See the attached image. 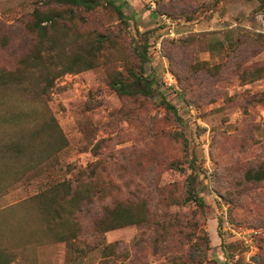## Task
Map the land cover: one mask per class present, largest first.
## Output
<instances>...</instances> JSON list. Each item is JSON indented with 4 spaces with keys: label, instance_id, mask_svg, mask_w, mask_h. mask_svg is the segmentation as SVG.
Masks as SVG:
<instances>
[{
    "label": "rangeland",
    "instance_id": "1",
    "mask_svg": "<svg viewBox=\"0 0 264 264\" xmlns=\"http://www.w3.org/2000/svg\"><path fill=\"white\" fill-rule=\"evenodd\" d=\"M260 3L115 0L125 24L104 0L93 10L0 0V68L35 48V8L63 14L51 36L64 58L100 46L93 68L64 73L41 98L0 89V115L19 118L0 128V146L24 150L0 156V250L11 264H264V181L245 178L264 166ZM146 42L154 94L121 95L110 84L138 69L136 48ZM192 172L203 206L187 197ZM64 178L98 192L78 213L72 241L51 236L31 199ZM129 200L149 210V222L97 234L95 219Z\"/></svg>",
    "mask_w": 264,
    "mask_h": 264
},
{
    "label": "trees",
    "instance_id": "2",
    "mask_svg": "<svg viewBox=\"0 0 264 264\" xmlns=\"http://www.w3.org/2000/svg\"><path fill=\"white\" fill-rule=\"evenodd\" d=\"M56 4H71L83 6L87 10H93L103 0H50ZM114 6L121 22L129 23L128 16L123 12L121 4H115V0H104ZM260 7L264 10V0H261ZM33 19L28 24V30L37 38L36 46L29 53H26L13 69L0 68V89L16 87L32 91L34 98H41L48 94L55 85V80L67 72L80 69L93 68L96 65V58L100 51L97 44L90 45L85 52L77 53L72 57H65L58 53L63 44L57 36H51L52 30L59 24L63 14L55 8L43 10L35 8ZM50 22V24H48ZM140 58L138 69L129 70L128 80L122 78L114 79L111 82L119 94L141 93L145 96H152L153 89L149 86V78L146 76V62L148 61L147 42L143 48H136ZM61 60V62H59ZM257 77L264 76V66L256 71ZM137 85L134 90L132 86ZM5 99L0 96V103ZM166 108L175 115L177 108L167 100H163ZM17 117H4L0 115V128L18 124ZM21 124V122H20ZM0 146V156L4 158L9 155L16 159L22 157L24 150L17 145ZM178 169L182 166L176 165ZM191 168L196 171L194 164ZM197 172L188 176L187 193L188 199L195 201L200 206L205 204L203 197L196 186ZM245 178L251 182L264 181V166L250 169L246 172ZM92 183L78 179L75 184L64 178L61 181H53L52 184L41 189L31 199H38L39 209L45 227L51 236L59 241H72L76 239L81 231L78 221V213L82 207L91 201L98 192ZM149 222V210L145 207H138L132 201H118L112 207H107L103 214L94 221V229L97 234H105L107 231L125 227L128 225H141ZM220 224V222H219ZM0 264H11V259L5 250H0Z\"/></svg>",
    "mask_w": 264,
    "mask_h": 264
},
{
    "label": "built area",
    "instance_id": "3",
    "mask_svg": "<svg viewBox=\"0 0 264 264\" xmlns=\"http://www.w3.org/2000/svg\"><path fill=\"white\" fill-rule=\"evenodd\" d=\"M249 235V234H248Z\"/></svg>",
    "mask_w": 264,
    "mask_h": 264
}]
</instances>
